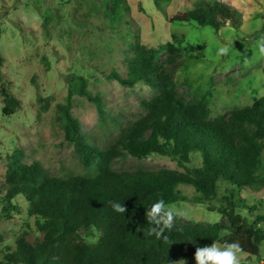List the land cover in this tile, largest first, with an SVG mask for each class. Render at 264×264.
I'll use <instances>...</instances> for the list:
<instances>
[{
  "label": "trees",
  "instance_id": "16d2710c",
  "mask_svg": "<svg viewBox=\"0 0 264 264\" xmlns=\"http://www.w3.org/2000/svg\"><path fill=\"white\" fill-rule=\"evenodd\" d=\"M113 2L109 13L125 4V0ZM241 18L237 11L213 2L176 13L170 22L218 32L226 24L238 26ZM47 21L44 18V28ZM129 50L125 74L112 70L106 77L127 88L139 83L151 88L154 95L140 102L145 116L125 128L110 148L91 145L81 134L82 124L72 116L73 98L94 104L99 117L105 114L104 101L88 92L84 77H66V98L55 119L72 142L84 174L50 176L38 162L8 164L0 187V220L11 219L16 211L13 200L21 196L36 234L19 236L15 249H8L0 264H180L202 257L212 247L259 257L264 216L254 222L239 216L232 194L264 186L257 179L264 167V95L248 107L211 119L207 98L186 100L177 92L174 77L184 59L181 46L166 42L151 48L136 42ZM163 53L167 56L160 62ZM2 64L0 55V81ZM6 105L18 107L19 101L8 93ZM124 155L138 159L158 155L183 171L113 170L115 160ZM221 184L228 189L222 195ZM179 186L192 187L195 200ZM216 200L224 204L219 214L226 225L172 224L152 217L175 203ZM164 214L177 219L173 213ZM87 230L98 235L96 243L80 239V231Z\"/></svg>",
  "mask_w": 264,
  "mask_h": 264
},
{
  "label": "rangeland",
  "instance_id": "374dc122",
  "mask_svg": "<svg viewBox=\"0 0 264 264\" xmlns=\"http://www.w3.org/2000/svg\"><path fill=\"white\" fill-rule=\"evenodd\" d=\"M213 2L240 13L241 23L236 27L226 24L215 32L210 27L170 22L176 13ZM113 3L0 0V187L8 164L14 161L38 162L50 176L84 174L72 142L55 119L57 107L66 98L70 74L84 77L88 92L102 97L105 104V114L99 117L94 104L83 97L73 98L72 116L82 124L81 134L89 144L108 149L125 128L145 116L140 102L150 99L153 90L142 83L123 87L106 77L112 70L125 74L129 49L136 42L151 48L166 42L181 46L184 59L174 77L177 92L186 100L207 98L211 119L248 107L264 95V0H125L115 13H109ZM44 18L48 19L45 28ZM166 56L161 54L160 62ZM8 93L19 101L18 107L7 109ZM112 169L183 171L158 155L143 159L124 155L115 160ZM257 179L264 182V167ZM218 188L221 195L228 190L222 184ZM178 190L195 200L192 187L179 186ZM232 195L239 216L250 222L264 216V186ZM13 203L16 211L11 219L0 220V257L15 249L22 234H36L25 200L17 196ZM222 208L220 200L179 202L152 217L172 224L226 225L219 214ZM80 239L94 244L98 235L92 230L80 231ZM259 249V257H249L212 247L202 257L180 264H264V242Z\"/></svg>",
  "mask_w": 264,
  "mask_h": 264
}]
</instances>
